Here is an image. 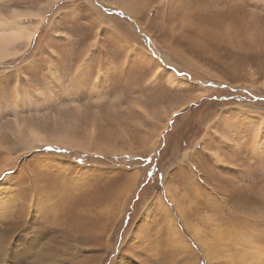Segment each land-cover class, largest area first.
Returning <instances> with one entry per match:
<instances>
[{"label": "rangeland", "instance_id": "rangeland-1", "mask_svg": "<svg viewBox=\"0 0 264 264\" xmlns=\"http://www.w3.org/2000/svg\"><path fill=\"white\" fill-rule=\"evenodd\" d=\"M12 13L44 19L0 65V264H264V0Z\"/></svg>", "mask_w": 264, "mask_h": 264}, {"label": "bare ground", "instance_id": "bare-ground-1", "mask_svg": "<svg viewBox=\"0 0 264 264\" xmlns=\"http://www.w3.org/2000/svg\"><path fill=\"white\" fill-rule=\"evenodd\" d=\"M29 18L30 19H37V20L40 19L42 21L44 19L39 13H32V14L31 13H28V14H26V13H12L10 15V17H5V16L0 14V65H3L4 63H6L8 61L15 60V59L21 57L23 55V51H24V50H22L21 47L22 46L24 48L28 47V45L31 42V40H32V38L36 32V29H37V26H35L34 23H30V24L26 23L25 24L23 22V20H27ZM178 81L179 82L176 81L177 82L176 84H181V85L184 84V81H181V79ZM17 91L18 90H16V89H14V91H13L14 99H17V97L19 96L18 95L19 91L18 92ZM35 135H37V134H34L33 136H31L32 141L37 142V144H42L43 138H41L40 136H35ZM248 171L249 172L244 171V173H248V174L245 175L243 178H246V179L252 178V176H253L252 170H248ZM241 176H242V174H241ZM49 209H50V207H49ZM62 216H63V213L61 212V210H59L54 215V219L60 218ZM44 222L45 223L42 222V224H41L42 225V231L40 230L41 231L40 239H43L45 236H47L46 234L49 232H54V233L58 234L59 236H61L60 232L64 230V228H62L61 225H58L57 228H55V227H52L50 224H48L49 223L48 221L44 220ZM241 224H242V222L240 220L237 222L236 218H234L232 220L231 226L233 228H235V226H238L240 228ZM244 225L247 226L248 224L245 223ZM189 229L192 232V235L196 236L195 229L192 226H189ZM37 231H38V229H37ZM173 233H175V232L173 231ZM62 237H64V236H62ZM247 238L249 239L250 242H253L252 240H254V237H252V236H247ZM50 240H52V239H50ZM52 243H53V245H50L49 243H45V245H41V244L36 245L35 243H33L32 249H36L34 251V255H37L44 260H49L51 257H55V258L60 259L62 257V254H61L62 249L60 247V241H53ZM247 252L249 254H252V255L255 254L253 250H247ZM245 264H248V263L245 262Z\"/></svg>", "mask_w": 264, "mask_h": 264}]
</instances>
